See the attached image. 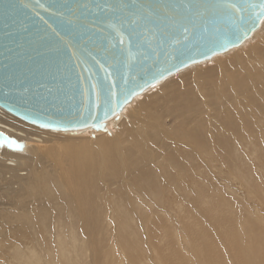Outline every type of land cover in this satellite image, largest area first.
Returning <instances> with one entry per match:
<instances>
[{
    "label": "bare ground",
    "instance_id": "obj_1",
    "mask_svg": "<svg viewBox=\"0 0 264 264\" xmlns=\"http://www.w3.org/2000/svg\"><path fill=\"white\" fill-rule=\"evenodd\" d=\"M0 124L1 132L28 142L24 152L0 149V264H94L85 261L87 252L98 255L109 244L106 261L123 262V250L154 249L149 233L156 224L166 242L183 245V220L195 213L186 211L189 187L201 207L194 224L204 240L189 245L190 256L200 259L198 249L210 255L206 243L213 236L234 246L216 256L223 264H264V214L239 207L238 199L229 202L233 187L218 180L214 190L210 181L225 172L227 183L235 181L252 156L264 153V22L242 47L138 95L105 133L84 130L100 137L79 147L72 138L80 135L68 133L75 137L65 139L66 150L52 165L45 161L53 155L40 147L51 140L49 131L67 133L31 125L1 107ZM250 169L241 177L245 193L264 198V182Z\"/></svg>",
    "mask_w": 264,
    "mask_h": 264
},
{
    "label": "water",
    "instance_id": "obj_2",
    "mask_svg": "<svg viewBox=\"0 0 264 264\" xmlns=\"http://www.w3.org/2000/svg\"><path fill=\"white\" fill-rule=\"evenodd\" d=\"M263 22L264 0H0V107L43 129L104 132L138 95ZM27 147L0 131V149Z\"/></svg>",
    "mask_w": 264,
    "mask_h": 264
},
{
    "label": "rangeland",
    "instance_id": "obj_3",
    "mask_svg": "<svg viewBox=\"0 0 264 264\" xmlns=\"http://www.w3.org/2000/svg\"><path fill=\"white\" fill-rule=\"evenodd\" d=\"M155 89L156 88H154L153 91ZM150 93H152V92H149L147 94H150ZM1 126H3V125H1ZM49 132H50V134L46 135V136L49 137L51 140L49 142H46L45 144H43L40 147V152H44L45 155H49V153L53 155L50 158L52 160H49V157H46V161H45L46 164H49V162H50V165H52L55 162L54 161V157L60 158L61 154L64 153V151L66 150V142H67L66 140H68V137L71 138L73 135L69 136V134L67 133L68 135L56 134V136H54L55 135L54 133H52L51 131H49ZM52 134H54V135H52ZM79 135L80 136L78 138L76 136V139L72 138L73 140H76V141H74L76 143L75 145L78 144L79 147L83 146L82 145L84 143L83 141L91 142V140H94V137L95 138L100 137L99 136L100 134L96 135L97 136L96 137V136L92 135L90 132H87L86 134L82 133V134H79ZM105 136L110 137L109 134L105 135ZM73 137H75V136H73ZM260 156L262 157V159H261ZM43 157H45V156H43ZM252 157L253 158H251L249 160V164L250 165H249L248 168L247 167H242V168L239 169V176L234 179L235 181L232 180V182L227 183V179H229V174L228 173H227L228 174L227 175V174H225L226 172L225 173H220V174L215 172L216 174H218V179H216L215 176H211L212 179L210 181H211V183H214L211 187L214 188V190H215V185H216V183H218V180H219V183L222 184L223 186H225L226 184H230V188L233 187V189L236 191V193H235V195H232L231 197H228V201L229 202L235 203L236 199H238L239 200V203H238L239 207H241L243 209L250 208L253 213L261 212V213L264 214V205L261 204V203H264V198L261 195L262 193L259 194V198H254L253 199L251 197H248L246 195V193H245V189H244L245 186H243V182H242V179H241L242 176H244L245 174H248V170H249V168H251L250 170L252 172H254L255 175H257L259 177L258 183L264 182V175H263L264 174V165H263L264 164V153L256 154L255 156H252ZM262 161H263V163H262ZM261 167H263V168H261ZM260 168H261V171H260ZM25 173L26 172H24V174ZM22 174H23V172H22ZM8 175L11 176V174H8ZM221 179H223V180H221ZM208 187L209 186H207V187L204 186V188H206V189ZM259 189L264 191L263 187H261V186H260ZM187 192H186V195H188V198L186 197V199L189 202V204L186 201V211H190V210H194L195 209V213L192 212V211H190L191 212L190 215H188L186 213V220H183L184 222L186 221V229H187L186 240L184 241L183 245H179V244L174 245V241H171L170 243L166 242L165 239L167 238V236L162 234L163 231L159 227H157V224H156V225H154L155 227L154 226L151 227L152 230H150V233H149L150 239H152V241H154L153 242L154 249L149 250V251H145L146 250L145 246L137 245V247H132V249L127 251V252H125L123 250V252L125 253L123 255V257H124V261L123 262L121 261V259L119 260V262H117V260L119 258L115 260V259H111V256H108L110 259H108V261H106L107 258L104 257V254L105 253L108 254L109 252L110 253L112 252V249H110V248H112L111 244H109L110 246L107 245L105 247L106 248L105 249L106 252H100V253H98V255H96V254L94 255L93 254L94 251L93 250H89L87 252V256L90 255L91 257H89V256H88V258L86 257L85 261L86 262H91V263L94 262V264H109V262H111V261H113V262L116 261L119 264H157L154 259H156V257L162 256L160 264H223L225 262V260L224 259H218V258H216V256L217 255L222 256V249H227V248H230L232 250L234 249V246H232L224 238H222L220 241H217V242L215 241V238L213 236L209 238V241L206 243V246L210 250V255H206L205 253L202 252L201 249H198L197 250L198 251L197 254H201V258L200 259H193L190 256L191 252H190V250L188 248L189 245H193V244L201 245V244L204 243V240H202V231L200 229H196L198 223L194 224V219L199 216V214H198L199 212L198 211L201 209V207L200 206H196L197 203H196V200L194 199L196 197H193L195 195V194H193L194 188H192V187L191 188L190 187L187 188ZM193 199H194V201H193ZM194 203H195V205H194ZM206 208L207 207H202V210L204 211V209H206ZM234 209L236 211V208H234ZM179 217L182 218L183 214H181ZM221 218H231V217H230V215H224ZM0 222H1V217H0ZM130 223H132V222H130ZM108 224L112 225L111 222H109V221H108ZM253 224H256V223L253 221ZM167 226H168V228L172 227L170 225H167ZM154 229H156V230H154ZM190 232H193V235L189 236ZM113 238H114V235L111 234V238H110L109 243L110 242L112 243ZM156 241H157L158 245H156ZM159 242H161L162 244L161 243L159 244ZM156 247H158V248L162 247L164 249V251L161 250V249H156ZM1 248L5 249V246H2ZM89 260H91V261H89Z\"/></svg>",
    "mask_w": 264,
    "mask_h": 264
}]
</instances>
